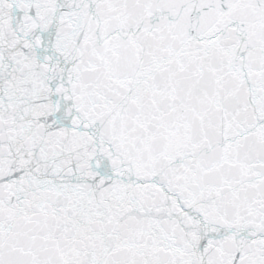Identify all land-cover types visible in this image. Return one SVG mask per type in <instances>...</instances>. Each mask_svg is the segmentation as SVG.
I'll return each mask as SVG.
<instances>
[{
	"label": "snow or ice",
	"instance_id": "obj_1",
	"mask_svg": "<svg viewBox=\"0 0 264 264\" xmlns=\"http://www.w3.org/2000/svg\"><path fill=\"white\" fill-rule=\"evenodd\" d=\"M0 264H264V0H0Z\"/></svg>",
	"mask_w": 264,
	"mask_h": 264
}]
</instances>
